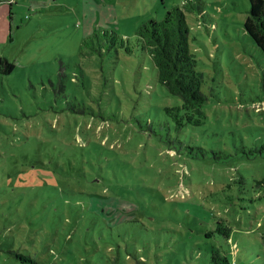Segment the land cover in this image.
Instances as JSON below:
<instances>
[{
    "label": "rangeland",
    "instance_id": "rangeland-1",
    "mask_svg": "<svg viewBox=\"0 0 264 264\" xmlns=\"http://www.w3.org/2000/svg\"><path fill=\"white\" fill-rule=\"evenodd\" d=\"M184 1L0 0V58L14 65L0 73V264H31L14 253L36 264H211L213 249L264 262V108L253 106L264 102V56L243 30L248 0H194L186 13L206 99L203 159L170 156L161 130L140 128L153 100L174 98L143 51L80 54L102 28L134 43L142 23ZM220 222L233 254L211 233Z\"/></svg>",
    "mask_w": 264,
    "mask_h": 264
},
{
    "label": "trees",
    "instance_id": "trees-1",
    "mask_svg": "<svg viewBox=\"0 0 264 264\" xmlns=\"http://www.w3.org/2000/svg\"><path fill=\"white\" fill-rule=\"evenodd\" d=\"M248 2L249 9L243 23V30L264 56V0H248ZM198 9L194 0H185L182 8H170L161 20L150 19L142 23L135 31L134 43L129 38L118 35L113 29L102 28L83 39L80 44L81 55L101 54L106 45L108 48L123 49L127 55L133 54L136 47L149 57L156 73V82L165 95V99L168 96L174 98L169 97L166 103H161L157 99L153 100V109L144 113L146 117L139 126L150 135L155 134L157 129L161 130L157 133V136L161 138L160 142L166 138L167 153L177 158L185 156L203 159L208 153V150L198 143L199 128L205 120L206 99L201 90L202 74L195 70V55L190 51V28L186 19V13H193ZM196 22L200 23L199 19ZM2 61L3 59L0 58V73L4 65L3 73L10 74L14 65ZM149 91L150 88L146 86L145 93ZM253 106L256 110H260L264 108V102L253 103ZM101 179L99 182H102ZM260 183L264 184V179ZM101 204L102 206L98 208L103 211V214H108L114 221L123 218L120 211L124 208L114 200L112 202L101 200ZM211 233H219L227 239L233 254V244L230 242L231 229L226 223L220 222L218 228ZM14 254L22 261L36 264L28 256ZM210 262L211 264H238L234 258L231 259L228 256L225 250L220 253L217 249L211 252Z\"/></svg>",
    "mask_w": 264,
    "mask_h": 264
}]
</instances>
